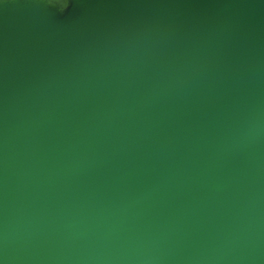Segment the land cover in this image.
Returning <instances> with one entry per match:
<instances>
[{
    "label": "water",
    "instance_id": "water-1",
    "mask_svg": "<svg viewBox=\"0 0 264 264\" xmlns=\"http://www.w3.org/2000/svg\"><path fill=\"white\" fill-rule=\"evenodd\" d=\"M0 264H264V0H0Z\"/></svg>",
    "mask_w": 264,
    "mask_h": 264
}]
</instances>
